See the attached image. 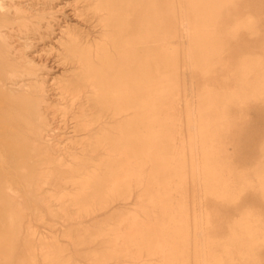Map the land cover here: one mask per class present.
<instances>
[{"label": "bare ground", "instance_id": "6f19581e", "mask_svg": "<svg viewBox=\"0 0 264 264\" xmlns=\"http://www.w3.org/2000/svg\"><path fill=\"white\" fill-rule=\"evenodd\" d=\"M71 2L94 35L58 24L57 0H0V264H264V211L241 206L251 190L264 208V139L241 170L226 143L264 104V0ZM239 35L262 53L206 82ZM43 49L73 73L48 77ZM187 72L204 78L189 96ZM56 116L72 134L52 133ZM209 201L239 214L224 222ZM43 210L77 220L61 235L73 257L32 229Z\"/></svg>", "mask_w": 264, "mask_h": 264}, {"label": "rangeland", "instance_id": "374dc122", "mask_svg": "<svg viewBox=\"0 0 264 264\" xmlns=\"http://www.w3.org/2000/svg\"><path fill=\"white\" fill-rule=\"evenodd\" d=\"M71 1L72 0H57L58 7L61 5L59 7L60 9L57 15L58 24L62 23L61 25H63L64 21L66 22L68 21L67 23L71 25H75V27H77L78 29H81L83 32L88 33L90 34V36H92L93 32L96 31L97 29V28H93L95 22L94 23L92 22L90 24L82 23L81 20L79 21L77 17L73 16L74 13L70 8ZM67 2L69 3V5H67L68 4ZM70 14L72 16H70ZM56 27L57 25L54 26V28ZM55 31L57 32L56 29ZM263 32H264V25H262V29H261V33ZM52 41H54V38ZM173 42L177 43V40H174ZM47 44H49V42H47ZM262 45H263L262 40L260 38L248 36V35H239L238 37H235L233 39L230 38L226 39L225 40L226 49L222 54V59L224 62H226V64L221 69H216L212 73H210L205 81L209 83H213L215 85L222 84L223 82H221V80H223L224 77L226 76V68L228 66L232 67L236 62V60L238 59V57H240L241 55L247 52L252 54H261L263 50ZM44 49L47 50V48ZM44 49L42 51H39L40 53H38L39 54L38 56L41 58L40 59L41 62L44 61L42 62V64L45 63L44 64L46 67L45 70L49 75V76L47 75L48 77L70 76L73 73V69L66 70L64 66L60 65L59 61L54 56L55 55L54 52L44 53ZM51 63L53 66L49 65ZM182 79H183V83H185V87L187 88L188 96L190 93L196 91V89L204 82V78L198 77L189 72L185 73L182 76ZM50 82L51 80L48 83L47 92L49 93L50 91L51 93V94L49 93L50 99H53L55 98V95L53 94L55 93V91H53L51 89V86H49ZM54 118L55 119L50 120V122L52 123L51 127L54 125L53 126L54 128L52 127V133L59 134L57 136V138L59 139L63 137L65 138L68 135H70V133L72 132L71 127H73V123L70 120V118L67 117L66 119L65 117H61V116H56ZM57 138L54 139L57 140ZM263 139H264V104L260 102L251 103L248 106H246V108L242 109L240 122H238L236 126L232 128V130L228 134V137L226 138V143L228 145L227 147H228L229 162L232 163L236 168H238V170L249 169L251 166H253L256 159L259 157V145ZM189 197H191V194H189ZM134 200H135V194L132 193L130 198L127 200L126 208H135L133 205ZM206 204L209 208L215 210L218 215V218H221L224 222L236 218L239 214L238 205L235 204L225 205L220 201H209ZM241 206L242 208L256 207L264 211L263 206L258 201V197L256 193L251 190L245 191L243 193V196L241 198ZM56 208H57L56 206L54 205L52 206L54 212L56 211ZM38 215L43 216V221H41L42 219L34 220L33 217H30V224L32 226V229L36 233L41 234L43 236H47L49 238L56 237V239H58L59 244L64 248L68 249L67 253L71 256L74 255V251H72L73 248L71 247L70 243L61 235L64 234V232H66V230L69 227V224L75 223V221L77 220L71 221L69 223L67 220H65V218H62L60 216L50 217L49 215H47V212H45L44 210L39 212ZM105 218H106L105 215L97 216L94 219V221H102ZM83 226L85 227L90 226V222H85ZM221 230L224 231V229ZM85 249L87 248L82 245L78 247V251H82ZM78 261L80 264L89 263L88 261H86L81 257H79Z\"/></svg>", "mask_w": 264, "mask_h": 264}]
</instances>
